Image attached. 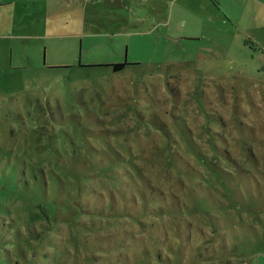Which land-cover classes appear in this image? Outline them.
Here are the masks:
<instances>
[{"label":"rangeland","instance_id":"1","mask_svg":"<svg viewBox=\"0 0 264 264\" xmlns=\"http://www.w3.org/2000/svg\"><path fill=\"white\" fill-rule=\"evenodd\" d=\"M172 1L0 0V264H264V33Z\"/></svg>","mask_w":264,"mask_h":264},{"label":"crops","instance_id":"2","mask_svg":"<svg viewBox=\"0 0 264 264\" xmlns=\"http://www.w3.org/2000/svg\"><path fill=\"white\" fill-rule=\"evenodd\" d=\"M211 1L214 2L216 6L218 5L217 0H211ZM224 1L226 2V4L229 3L232 4L235 2L234 5L231 6L229 4V6H231V11L233 9L237 11L236 13L237 22H239V19L243 16V12L247 11L248 12L247 18L250 20L248 28H250L252 30V33L255 35H257L258 31L264 33V0H255L249 4L243 2L242 0H224ZM171 5L175 8H181L183 6L182 4L179 3L178 0H173ZM172 9L173 8L169 10V17L171 16Z\"/></svg>","mask_w":264,"mask_h":264},{"label":"trees","instance_id":"3","mask_svg":"<svg viewBox=\"0 0 264 264\" xmlns=\"http://www.w3.org/2000/svg\"><path fill=\"white\" fill-rule=\"evenodd\" d=\"M263 57H264V53H263ZM123 65H124V63H114V64H112V70L113 71H117V70H119V69H121L122 67H123ZM73 158V157H72ZM68 172H72L70 169L69 170H66V173H68ZM149 186V188H150V190L148 191V193L153 197V201H156V199L154 198V196H156V198H157V201H158V203H160V199H161V196H160V198H159V189H156L155 187H153V186H151V185H148ZM159 198V199H158ZM155 199V200H154ZM161 205L159 204V205H157V204H155L154 205V207H153V209L152 210H159V211H161L162 209H161ZM174 210V211H173ZM177 210V207L175 206L173 209H172V213L169 215V216H171L174 220H176V221H179V218L177 217V214H176V216H174L173 215V212H175ZM114 213H116V212H114ZM43 220H42V218H40V219H38V217L34 220V222L35 223H37L38 225H43V223H44V220H46L47 221V216L44 214L43 215ZM68 218H64V216H63V221H65V220H67ZM132 219H134L133 217H132ZM179 223H180V225L181 226H183V227H185V225H186V223H181L180 221H179ZM179 225V224H178ZM177 229V228H176ZM178 230V229H177ZM177 233V232H176ZM178 233L181 235V233H182V235H183V237H184V241H186L187 239H188V235H189V233H188V231H187V228L186 229H180V230H178ZM155 234L156 233H152V234H150V239L151 240H155ZM157 237V236H156ZM181 237V236H180Z\"/></svg>","mask_w":264,"mask_h":264}]
</instances>
